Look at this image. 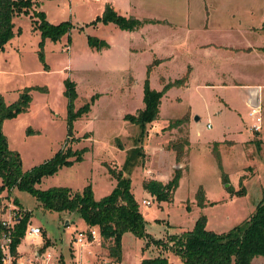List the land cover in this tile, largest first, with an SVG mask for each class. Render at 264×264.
<instances>
[{
    "label": "rangeland",
    "instance_id": "1",
    "mask_svg": "<svg viewBox=\"0 0 264 264\" xmlns=\"http://www.w3.org/2000/svg\"><path fill=\"white\" fill-rule=\"evenodd\" d=\"M107 2L114 4V9L121 14L125 11V14L139 18L165 16L178 22L183 21L186 15L191 16L194 8L201 9L211 3L250 6L256 12L264 9V0L37 1L27 11L13 17L14 28L20 26V31L11 34L5 48L0 49V91L4 98L13 101L18 90L27 84L47 86V89L36 87L30 90L28 108L4 119L2 130L8 136L9 147L19 151L21 167L29 169L51 157L53 151L60 147L84 146L80 160L59 166L52 174L42 176L36 185H65L72 190H80L89 182L93 196L98 198L108 193L115 183L111 170L120 169L130 178V190L146 220L145 228L153 238L165 239L190 229L198 215L205 217L206 228L227 230L248 217L264 197L263 69L258 75L254 72L257 69L252 68L257 82L250 79L254 86H249L255 94L259 90L256 94L261 115L258 131L251 127L253 118L246 114L251 105L242 95L241 101V89L223 92L224 89L211 87L218 104H222V110L218 112L220 105L213 109L211 95L199 97L171 87L160 96L158 115L145 123L140 138V126L125 115L134 114L143 105L145 68L156 56L151 52L157 51L154 37L163 29L146 27L144 35L139 37L112 22H91L101 14ZM38 8L52 23L68 20L72 24L68 31L69 41L62 34L55 39L44 36L43 43L38 42L40 30L33 27L30 15L32 9ZM200 16L196 13V18L190 17V20L198 22ZM88 34L103 38L109 44L101 51L91 48L86 42ZM40 49L41 58L38 55ZM173 61L165 69L169 74L165 76L166 80L180 76L186 63L193 62L191 59L183 62L182 56L181 61L180 57ZM157 67L152 64L148 73V83L153 89H159L168 81L159 75ZM194 70L195 67L194 78L205 76V73ZM213 76L209 75L208 79L213 81ZM65 78L74 82L73 109L85 101L89 102L88 109L72 121V134L67 137V98L63 94ZM256 83H259L257 89ZM188 104L196 108L194 113L191 112L188 125L186 122L168 126L170 118L188 110ZM210 110L214 113H209ZM184 115L187 117V112ZM194 115L199 118L194 119ZM136 138L140 139L137 141ZM183 138L188 142L180 148L181 154L177 159V147L172 148L170 144ZM225 138L234 141L228 144V140L223 141ZM242 139L244 141L239 142ZM214 141L221 142L216 146L220 166L212 151ZM176 170L179 174L170 200H157L145 192L143 179L155 177L165 182L174 176ZM0 196V219L11 218V224L18 211L27 209L30 213L24 233L15 245L22 251L24 264H34L35 261L39 264H100L102 260V264H116L106 253L103 254L104 250L96 241L86 236V224L75 212L48 210L34 194L17 186L1 189ZM142 198H148L150 203H142ZM32 225H37L40 230L30 235L26 230ZM79 230L83 232L81 242L75 238ZM123 235L120 264H141L142 258L158 254L159 248L153 243L144 245V238L130 231ZM3 237L0 232V243L4 241ZM39 247L41 252L37 253ZM47 252H51L48 259L44 256ZM163 252L170 261L178 262L177 256L169 249ZM104 256L107 257L102 258ZM31 259L33 261H26ZM251 264H264V257L253 256Z\"/></svg>",
    "mask_w": 264,
    "mask_h": 264
},
{
    "label": "trees",
    "instance_id": "2",
    "mask_svg": "<svg viewBox=\"0 0 264 264\" xmlns=\"http://www.w3.org/2000/svg\"><path fill=\"white\" fill-rule=\"evenodd\" d=\"M37 1L39 0H0V49L4 47L11 34L20 31V26L14 28L12 17L21 11H27ZM44 14V11L39 8L32 9L30 14L33 27L40 30L38 42L42 44L44 36L55 39L62 34H65L67 41H69L68 31L72 24L68 20L52 23ZM96 21L112 22L120 29L131 30L139 27L146 19L120 14L109 3H105L101 14L91 20L94 23ZM261 29L264 32V22L261 24ZM86 42L88 46L95 49L108 45L105 39L90 34L86 35ZM38 55L40 58L42 57V49L39 50ZM156 62L157 59H152L145 68V76L142 80V107L138 108L134 114L125 115L131 122L140 126V138L145 123L150 122L158 115V105L162 92L170 85L181 83L185 78L182 76L169 80L160 89L151 88L148 83V73L152 64ZM63 84V94L67 98V137L72 134V121L88 109L89 102L85 101L73 109L72 99L76 95L74 82L65 78ZM36 87L47 89L44 84L24 85L18 90L13 101H7L0 92V190L3 188L9 190L14 186L24 188L34 194L39 203L48 210L75 212L85 222L86 229L92 225L96 226L100 244L105 247L107 255L116 261L120 260L121 235L124 231H130L133 235L144 238V245L153 243L159 248L157 255L142 258L141 264H170L171 261L163 252L165 249H169L177 256L178 264H251L253 256L261 255L264 257V197L256 203L254 210L248 217L227 230L214 231L206 228L205 217L198 215L190 229L163 239L153 238L146 230V220L130 190V178L124 175L120 169L111 170V176L115 178V183L108 193L98 198L93 197L89 182L85 183L80 190H72L69 186L54 184L48 187H38L36 183L45 174L50 175L59 166L80 160L84 146L80 148L60 147L53 151L51 157L43 159L29 169L21 167L22 157L16 148L9 147L8 136L2 130L3 120L6 117L16 115L20 110L27 109L31 101L30 90ZM186 118V115H182L168 121L167 125L170 127L179 126ZM140 138H136L137 141ZM187 142L186 138L171 142L172 148L177 147V159L181 154L180 148ZM215 144L216 142H213L212 151L217 164L220 166L219 153ZM178 174L179 170H176L174 176L165 182L154 177L145 178L142 180V187L150 195H154L157 200H170ZM29 217V211L24 209L18 211L16 218L9 226L2 223V219H0V232L9 235L8 250L14 258L17 255L16 242L24 233ZM2 256L3 251L0 248V264H3Z\"/></svg>",
    "mask_w": 264,
    "mask_h": 264
},
{
    "label": "crops",
    "instance_id": "3",
    "mask_svg": "<svg viewBox=\"0 0 264 264\" xmlns=\"http://www.w3.org/2000/svg\"><path fill=\"white\" fill-rule=\"evenodd\" d=\"M109 4L113 8L115 7L114 4ZM193 10L195 11L191 12V16L186 15L185 19L181 22H178L171 18H166L165 16H145L139 18L133 14H125V11L123 12V15H133L139 19H146V21H144L139 27L128 30V32L132 35L142 37L146 32V27H155V29L157 30L163 29L162 32L156 34L154 37V46L157 51L151 52H154V54H156L154 58L157 59V62L154 64V66H158L157 68L160 69L159 75L164 77V79L166 78L165 76L169 75L165 73V69L169 64L171 65L174 63L173 60L175 58L180 57L181 61L182 56L183 62H186L189 59L193 61L187 62L184 69L180 71L181 74L178 72L180 76L173 78L175 79L181 76H185L183 81L179 84H174L168 87L165 91L162 92L161 96H163L164 93H166L171 87H178L181 90H185L187 92H190L192 95L195 94L199 97L203 96L204 94L208 96L211 95V98L213 99V109L218 108L220 105V108L217 110L219 112L220 110H222V104H218V100H216L217 98L214 95L215 93H213L210 88L218 87L221 90L224 89L223 92L226 89L239 88L241 89V101L243 99H246V101H248V103H250L251 105L246 114L253 118V122L251 124L252 129L254 125L259 126L261 115L258 105V95H256L259 93V90H257L255 94V90L250 89L249 86H254L253 83V85L251 84L250 79L254 80L252 82H257L255 81L257 80L255 74L259 75L261 72V68L263 69L264 74V32L261 29V24L264 22V9H262L260 12H256V10H253V8L250 6H246L245 8L229 4L212 5L211 3L204 5L203 7H201V9L194 8ZM190 11L191 10L189 8L188 12ZM196 13L199 14V16L201 14V19L198 22H194V20L192 21V19L190 20V17L196 18ZM123 30L125 31L127 29ZM7 40L2 49L5 48ZM105 48L102 47V49L97 50L101 51ZM148 48L152 50L151 47ZM193 67H195L196 71L205 73V76H203L201 79L194 78L195 72H193ZM252 68L257 69L254 70L255 74L253 73ZM207 73L210 76L214 75L212 78L213 81L208 79L209 75L207 76ZM245 76L248 77V79L243 80L242 77ZM216 78L217 81L215 80ZM224 79H226V81ZM167 80H172V78ZM167 80L165 79V81ZM256 84L257 89L259 83ZM187 94L188 96H190L189 93ZM175 98H178V96H175ZM6 100L10 101L8 99ZM251 108H254L257 111L255 113H251ZM192 109L193 108L190 107V104H188V110L177 116L180 117L185 112H187V119H185L182 123L187 122L186 124L188 125L191 112L194 113L196 110V108H194L193 110ZM209 113L212 114L214 112L213 110H210ZM256 115L259 116L258 120L255 119ZM197 118H199V116ZM258 129L259 127H256L253 130L258 131ZM223 141H227L228 144H230V142L234 140L225 138ZM243 141L244 140L242 139L239 142L242 143ZM214 142H216L215 146L221 143L218 141ZM145 192L148 193L146 190ZM124 232L122 233L121 238L124 236ZM28 234L32 235V233ZM87 237L92 241H96L104 250L103 254L105 255L106 253L107 255L105 247L100 244L98 231L95 237H91L88 235ZM16 250L17 255L15 258L13 257L14 260L19 259L20 264H24V259H22L23 257L21 256L22 251L20 249H17V247ZM39 252H41V247L38 248L37 253ZM47 253L50 257L51 252ZM107 256H104L102 258H106ZM26 261L31 262L33 260L31 259ZM102 262L103 260L100 262V264H102ZM114 262L116 264H120L119 261L114 260Z\"/></svg>",
    "mask_w": 264,
    "mask_h": 264
},
{
    "label": "built area",
    "instance_id": "4",
    "mask_svg": "<svg viewBox=\"0 0 264 264\" xmlns=\"http://www.w3.org/2000/svg\"><path fill=\"white\" fill-rule=\"evenodd\" d=\"M256 111L257 110H255L254 108H251V113H255ZM255 119L258 120L259 116L256 115ZM207 126H208V124H207ZM253 127L256 128V127H258V125H254ZM141 202L144 204H149L150 200L148 198H142ZM1 219H2V223L6 224L7 226L12 224V223L11 224L9 223V221H11V218H9V220H7L6 218L2 217ZM26 232L37 233V232H39V227L37 225H32L26 230ZM85 232H86V236L89 235L91 237H95L97 230H96V227L92 225L88 229H86ZM3 236H4L3 237L4 241H2L0 243V248L3 250L2 263L3 264H20L19 259L14 260L13 255L10 253V250H8V241H10L9 235L3 233ZM82 236H83V232L81 230H79L77 232V236L75 238L77 241L81 242ZM45 258L46 259L49 258L48 253L45 255ZM34 264H39V263L37 261H35ZM106 264H108V263H106ZM112 264H114V263H112ZM170 264H178V263L171 261Z\"/></svg>",
    "mask_w": 264,
    "mask_h": 264
},
{
    "label": "water",
    "instance_id": "5",
    "mask_svg": "<svg viewBox=\"0 0 264 264\" xmlns=\"http://www.w3.org/2000/svg\"><path fill=\"white\" fill-rule=\"evenodd\" d=\"M198 116L197 115H194V118H197Z\"/></svg>",
    "mask_w": 264,
    "mask_h": 264
}]
</instances>
